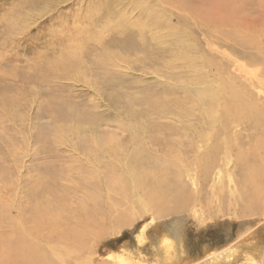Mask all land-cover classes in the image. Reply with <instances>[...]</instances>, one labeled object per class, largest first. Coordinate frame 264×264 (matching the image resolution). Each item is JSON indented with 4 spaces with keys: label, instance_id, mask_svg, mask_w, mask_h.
Instances as JSON below:
<instances>
[{
    "label": "rangeland",
    "instance_id": "1",
    "mask_svg": "<svg viewBox=\"0 0 264 264\" xmlns=\"http://www.w3.org/2000/svg\"><path fill=\"white\" fill-rule=\"evenodd\" d=\"M253 1L0 0V243L24 237L48 244L59 264H153L147 254L160 216L138 201L144 190H122V179L128 183L127 166L139 145L155 157L169 146H202L195 139L203 129L204 89L231 80L234 60L254 71L242 52L264 57V50L243 44L258 39L264 49V0ZM215 5L223 9L209 20ZM228 13L240 21L217 19ZM248 20L258 32L238 41L230 37L233 30L246 32ZM97 58L108 65H96ZM71 60L79 65L69 73L64 63ZM52 106L95 118L92 128L123 148L90 157L85 135L63 132ZM240 129L237 135L230 131L233 147L248 148L251 130ZM235 161L219 174L185 179L193 202L200 201L181 214L190 260L178 264H226L212 256L233 242L245 208L233 203ZM56 171L62 175L54 179ZM90 192L108 208L105 227L63 240ZM38 206L58 211L39 222L33 217Z\"/></svg>",
    "mask_w": 264,
    "mask_h": 264
},
{
    "label": "bare ground",
    "instance_id": "2",
    "mask_svg": "<svg viewBox=\"0 0 264 264\" xmlns=\"http://www.w3.org/2000/svg\"><path fill=\"white\" fill-rule=\"evenodd\" d=\"M243 1L247 4L254 2L253 0ZM221 6L215 5L213 11H209V17L206 16V18L210 20L220 14L221 9H223ZM222 12L224 13V11ZM222 15L217 19L225 17L224 20L229 22L238 23V20L240 21V19H235L237 15L232 14V17L229 16V13L228 16ZM214 19L216 20V17ZM255 25L254 21L248 20V23L246 22L247 27H245L246 32L233 30L230 37L237 41L238 37L245 39L243 34L253 35L258 32ZM210 40L212 39L210 38ZM245 42L250 47L251 45L255 46L257 51L264 50L260 46L261 41L258 39L256 41L244 40L243 44ZM239 43L242 41L240 40ZM243 44L241 45L243 46ZM106 56H108L107 52ZM239 56L248 57L249 62L255 66V70L248 69L249 66L234 60L235 73L231 80L226 81L224 78L225 80L216 86L211 85L204 89L201 101L204 115L203 129L195 139L196 142H202V146L197 147L196 145L197 148L169 146L163 152L161 151L162 156L155 157L149 155L139 145L134 152L135 159L127 166L126 181L128 183L124 182V179L122 182L119 180L122 183L120 186L122 190L137 192L144 190V194L139 195L138 201L143 206L148 202V207L153 208L160 216L161 223L151 235L152 246L147 254V259L154 260L153 264H178L190 260V249L185 242L187 237L186 226L181 214L192 205L198 204L200 200L196 197V201L193 202L194 192L190 190L185 179L189 177L195 180L196 178L205 179L215 171L216 174H219L221 168H230L231 158L234 156L236 160L234 164L238 173L236 182L238 195L232 200L233 203H243L245 208L242 211V217L239 219V229L232 237L235 239L224 250V253L212 256V258L217 259L218 262L225 258L226 264H264V57L261 58L260 54H254L252 51L251 53L242 52ZM78 63L71 60L64 65L68 67L67 71L70 73L76 70L75 67L79 65ZM96 65L103 67L108 64L101 58H97ZM150 104L162 111L167 108L162 102H150ZM49 108L60 123L59 127L64 126L63 132H67L69 129L70 132H74L78 136L85 135L83 141L87 145L85 149L90 157H100L115 148V152L118 153L123 148L119 143L113 145L114 140L109 135H101L97 129L92 128L95 118L92 120L88 116L62 107L52 106ZM129 114L131 118L137 119V114L134 112H129ZM240 128L251 130V144L248 148L233 147V140L236 138L232 132L237 135L241 130ZM81 130L85 132L81 133ZM58 131L56 130L55 136L60 133ZM88 137L89 139H85ZM114 138L116 139L115 136ZM137 141L141 144L140 140ZM190 141L193 143V140ZM193 153L195 156L192 161H187ZM58 172L53 174L54 179L62 175ZM88 181L92 188H97L94 180L88 179ZM139 184L143 185L142 188H139ZM91 192L89 194L90 200L83 204L79 210L76 223L66 233L61 234L63 240H79L93 230L97 231L105 227L104 223L109 215L108 208L102 203L100 196ZM57 208L53 206L44 210L38 206L33 212V217H36L39 222L50 221L53 219L52 215L58 211ZM46 210L50 212L48 213ZM234 215L236 217V214ZM121 217L125 220L128 219L124 215ZM69 244L72 246L71 243ZM47 245L29 243L24 240V237L0 243L2 250L0 264H59L51 255ZM185 255L189 256L183 259Z\"/></svg>",
    "mask_w": 264,
    "mask_h": 264
}]
</instances>
